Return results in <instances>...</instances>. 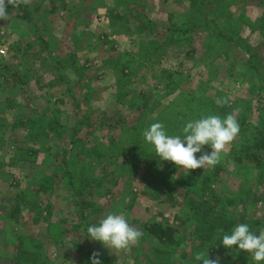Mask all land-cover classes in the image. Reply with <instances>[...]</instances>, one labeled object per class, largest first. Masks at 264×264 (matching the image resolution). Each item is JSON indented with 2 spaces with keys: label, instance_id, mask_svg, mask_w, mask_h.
<instances>
[{
  "label": "rangeland",
  "instance_id": "1",
  "mask_svg": "<svg viewBox=\"0 0 264 264\" xmlns=\"http://www.w3.org/2000/svg\"><path fill=\"white\" fill-rule=\"evenodd\" d=\"M28 12L31 23L17 8L0 20V264H91L94 251L102 264H196L200 251L221 264L218 228L264 229V0H30ZM230 113L237 137L215 166L188 173L142 135ZM15 142L36 149L33 163L13 159ZM77 199L93 214L81 220ZM110 212L141 230L130 250L89 238ZM152 223L174 228V241L149 237ZM230 264L255 262L235 249Z\"/></svg>",
  "mask_w": 264,
  "mask_h": 264
},
{
  "label": "clouds",
  "instance_id": "2",
  "mask_svg": "<svg viewBox=\"0 0 264 264\" xmlns=\"http://www.w3.org/2000/svg\"><path fill=\"white\" fill-rule=\"evenodd\" d=\"M22 3L28 4L30 0H0V20L7 19L8 5L15 8ZM216 103L220 107L230 105V98H218ZM239 131V124L230 113L223 118L210 114L190 120L182 128L181 134L170 135L163 123L156 122L145 129L142 135L145 141L153 146L160 160L171 162L188 173V170L215 166ZM205 146H208L210 151H205ZM197 153L200 155L197 156ZM87 233L91 240L100 242L105 248L115 252L130 250L142 236L141 230L130 225L123 215L111 212L98 223L90 224ZM216 233L217 238L222 240L223 247L231 249L235 246L248 252L255 264L264 261V229L257 235L250 230L248 224L238 223L230 233H225L222 228H218ZM99 257L100 253L94 251L90 257L91 264H102ZM193 260L196 264L198 261H202V264H220L219 257L210 259L205 251L196 253Z\"/></svg>",
  "mask_w": 264,
  "mask_h": 264
},
{
  "label": "trees",
  "instance_id": "3",
  "mask_svg": "<svg viewBox=\"0 0 264 264\" xmlns=\"http://www.w3.org/2000/svg\"><path fill=\"white\" fill-rule=\"evenodd\" d=\"M14 7H12L11 5H8L7 7V11L9 12L10 9H13ZM17 8V17L21 20V21H25L27 23H31V15L30 13L28 12V9H29V3L28 4H20L18 7H15ZM118 14L116 15H111L110 18H112V23H114V20L117 17ZM32 26L35 28V25L32 24ZM40 30V28H37L36 31ZM180 30V29H179ZM183 33H185V31H183ZM41 41L42 43H44L45 45V42L46 40H44V38L42 36H37ZM47 44V43H46ZM75 55V54H74ZM148 100V99H147ZM144 105V103H143ZM145 106V105H144ZM34 109V108H33ZM46 113L44 112L42 115L38 116V123H39V120L40 122H42L44 120V115ZM54 114V117H55V120H51L48 124L49 126L53 127L55 125L58 124V117H57V113L56 111L54 110L53 112ZM32 123H36V121L32 122ZM25 124L24 122L21 123V125ZM77 124H80V122H77ZM31 126V125H30ZM38 127H41V126H38ZM15 146H14V153H13V159H16L18 160L19 162H26V163H33L35 161V157H36V149H33V148H25L23 147V145L19 142H15ZM260 163L258 165H261V160L259 161ZM68 164H69V161L67 163V161H62V166H66V173H65V178L67 179L66 182H67V185L69 187H72L73 189H75V187L73 186L74 185V177L73 174L71 173V170L69 169L70 167H68ZM73 169V168H72ZM56 177H58V175H55ZM53 178L51 177H47L45 179V181L43 180V183H41L40 185V188H39V191H43V189L45 188H48V187H51L52 186V182H53ZM82 185H85L84 183ZM176 190L174 188L172 189H168L166 191V193H168L169 195H171L173 192H175ZM43 194H45V192L43 191ZM81 191H78L77 192V195L78 196H82L81 195ZM185 195V194H184ZM24 197H26L24 194L21 195V199H24ZM171 198V196H169ZM80 198V197H79ZM24 201H27V202H23L22 204H17V206L15 207V211L16 212H19L21 207L24 206V205H28L29 202L28 200H24ZM189 204V207L192 208L194 207L195 205L192 204V202L188 203ZM74 205L76 207V212L80 213L79 214V218L81 220L85 219L86 217H88L89 215L93 214V212L95 211L96 209V205H94L93 202H91L90 200H76L74 202ZM14 217V216H13ZM15 219V218H14ZM229 226H232V225H229ZM228 226V227H229ZM77 228V227H75ZM143 229H144V232L147 233V235L157 241H159V243L161 244H164V245H167V244H170L174 241V235L176 233V230L174 228H171L170 226H164L162 224H159V223H152V224H146L143 226ZM257 234V232H254ZM56 238H58V240H56ZM63 236H59L56 234V236L52 237L51 239L54 241L55 243H59V241H64L63 240ZM19 241L22 243L25 241V239H19ZM27 241V240H26ZM28 241L32 242V239ZM28 243V242H26ZM34 243V242H33ZM25 244V243H24ZM38 246H35L36 247V250H34V252L32 253L33 256H35V259H37V254L38 253V250H39V244H36ZM226 249V254L224 255V258H223V261L221 264H230V260H231V253L235 250V249H238L237 247L233 246L231 249H227V248H224Z\"/></svg>",
  "mask_w": 264,
  "mask_h": 264
},
{
  "label": "crops",
  "instance_id": "4",
  "mask_svg": "<svg viewBox=\"0 0 264 264\" xmlns=\"http://www.w3.org/2000/svg\"><path fill=\"white\" fill-rule=\"evenodd\" d=\"M32 95L34 96V94H32ZM33 96H29V99H31ZM37 101H38V100H36V98H35L34 103L36 104ZM34 103H33V104H34ZM33 106H34V107H33ZM33 106L31 105L30 108H31V109L34 108L33 110H36L37 108L35 107V105H33ZM37 110L39 111V109H37ZM40 112H41V111H40Z\"/></svg>",
  "mask_w": 264,
  "mask_h": 264
},
{
  "label": "built area",
  "instance_id": "5",
  "mask_svg": "<svg viewBox=\"0 0 264 264\" xmlns=\"http://www.w3.org/2000/svg\"><path fill=\"white\" fill-rule=\"evenodd\" d=\"M0 53H1V54H3V53H4V51H3V50H0Z\"/></svg>",
  "mask_w": 264,
  "mask_h": 264
}]
</instances>
